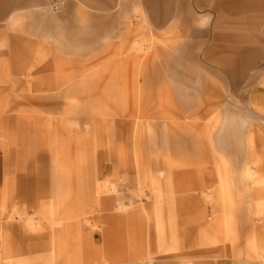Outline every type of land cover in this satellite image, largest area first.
I'll use <instances>...</instances> for the list:
<instances>
[{"label":"rangeland","instance_id":"1","mask_svg":"<svg viewBox=\"0 0 264 264\" xmlns=\"http://www.w3.org/2000/svg\"><path fill=\"white\" fill-rule=\"evenodd\" d=\"M214 1L39 0L60 22L69 3L79 22L118 14L97 18L116 24L100 41L69 27L64 47L28 9L0 21V264H264V42L235 35L264 12ZM183 43L190 106L163 69ZM227 56L250 64L222 67ZM184 132L204 147L176 152Z\"/></svg>","mask_w":264,"mask_h":264},{"label":"crops","instance_id":"2","mask_svg":"<svg viewBox=\"0 0 264 264\" xmlns=\"http://www.w3.org/2000/svg\"><path fill=\"white\" fill-rule=\"evenodd\" d=\"M81 1L82 3H84L85 5L89 6L90 8L94 10L108 12L113 9H119V11L128 9L129 4H131L134 7V3L137 0H81ZM82 3L81 5H84ZM154 3H159V0H140V4H141L140 6L141 8H144V9L149 8V6ZM214 5H218V6L220 5L221 7H225V8L230 7V8H234L235 10L239 8L242 9L244 8V6L245 8L255 7L258 10L264 12V0H216L214 1ZM40 6L41 5L39 3V0H0V21L5 20L6 18L13 20L14 18H16L13 15L14 12L21 10V9L23 10L28 9L29 18L33 20V22H36L34 23L35 31L50 35L51 37H54L63 46L64 43H67L66 41L67 39L65 36L69 34V29H68L69 27H72L74 29H80V30L82 29L84 32L89 33L90 36H93L94 41H100L101 37H103V33L106 32L105 29L108 30L106 34L109 31L112 32L113 28L116 25L115 23H113L114 19H116V17L117 18L119 17L117 16L118 15L117 13L114 15H107L103 17L98 16L100 17V19H104V18L108 20L112 19L113 22H111V24H107V23L102 24L100 22H99L100 24H97V22L95 21L97 20L98 17H94V16H92L93 21L91 20L90 23H88L87 21L79 22L73 12L75 5L73 3H69L66 7L67 10L65 11V14L63 16L65 20L60 22V20H57L54 17L48 16L47 14L46 15L42 14ZM82 12L84 15L86 13V10L84 9V11ZM150 13L151 15H153V19L157 22V26H159L160 23H164L161 21L160 16L156 17V14H155L156 10L153 7L150 8ZM18 18L20 17L18 16ZM187 18H189V14L187 15ZM244 19L254 20V18L250 16H244ZM257 21L258 22H249L251 23L249 25H251L253 29L246 35L240 32H236L235 35L238 36L237 39H248V41L263 43L264 42V29L262 30V28H264V22H263L264 17L258 16ZM226 34L228 37L227 36L225 37L224 35V37L222 38V42L226 40L228 43H231L233 40L232 38L233 35L231 33H226ZM154 38H156L157 40V33H155ZM190 46H191L190 44H184V43L181 45H177L171 49L170 53H168L167 56L166 55L163 56V57H167L169 60V62H167V66H163L164 72L166 73L167 76H170V75L173 76L172 78L168 77V79L172 83L179 100L183 102L186 106L192 105L194 101L196 100L197 98L196 90L198 87V85L197 87L193 86V84L190 83V80L183 78L181 75L182 71L179 72V70H181L184 66L183 59L185 58V56L183 55L191 53L192 51V48ZM217 49H220V48H217ZM261 51H263V49H261ZM212 52L213 50L210 51V53ZM191 56H192V53H191ZM221 64H222V67L224 66L229 69L236 68V67H241V69H243L244 67H247V65H249L250 62L246 61V62L239 63L236 60H234L231 56L229 57L227 56L221 61ZM149 71H150V67L148 66L142 67V80H143L142 91L144 92L143 98L146 95L149 81L155 80L154 78L150 79V77H148V75H150ZM153 72H156V68L153 70ZM191 73H192V70H190L189 68L188 74H191ZM233 73L236 74L237 72H233ZM154 77H157L156 79L159 80L162 77V75L158 72L156 75H154ZM149 85H151V83H149ZM183 134L180 133L177 136H175V142L173 143V148L175 149L176 152H180V153L191 152V151H194L198 147H202V148L204 147V145H201L202 143L199 138L197 139L196 137L195 139L194 136L188 132H184ZM224 135L226 136V134H223V129L219 131V134L217 135L218 140L216 143L214 142L211 144L212 147L214 148L221 147L223 149L224 146L226 145L225 144L226 142L223 143V139L225 138ZM231 136L237 137V132L235 131V133L232 134ZM228 138H230V136H228ZM235 145H238L240 147L242 144L240 143V144H235ZM243 173L244 172H241V174ZM246 176L250 177L249 173ZM64 218L66 217L61 216L59 221L54 222L52 224L54 225L57 224V225H60L61 228L63 227V228L68 229L69 227H71V225L65 224L63 221H61ZM0 228L3 230L4 224ZM59 235H60V231L56 233V236L59 237ZM36 239H38V237ZM38 240H36L33 243H29L28 247L30 248V251H33V250L37 251L36 248L39 243ZM82 264H90V263L83 262Z\"/></svg>","mask_w":264,"mask_h":264},{"label":"bare ground","instance_id":"3","mask_svg":"<svg viewBox=\"0 0 264 264\" xmlns=\"http://www.w3.org/2000/svg\"><path fill=\"white\" fill-rule=\"evenodd\" d=\"M189 92V91H188ZM195 103V102H194Z\"/></svg>","mask_w":264,"mask_h":264}]
</instances>
